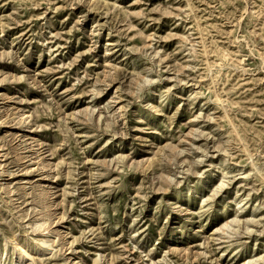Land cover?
I'll return each instance as SVG.
<instances>
[{
	"label": "rangeland",
	"instance_id": "374dc122",
	"mask_svg": "<svg viewBox=\"0 0 264 264\" xmlns=\"http://www.w3.org/2000/svg\"><path fill=\"white\" fill-rule=\"evenodd\" d=\"M0 264H264V0H0Z\"/></svg>",
	"mask_w": 264,
	"mask_h": 264
},
{
	"label": "bare ground",
	"instance_id": "6f19581e",
	"mask_svg": "<svg viewBox=\"0 0 264 264\" xmlns=\"http://www.w3.org/2000/svg\"><path fill=\"white\" fill-rule=\"evenodd\" d=\"M24 257V256H23Z\"/></svg>",
	"mask_w": 264,
	"mask_h": 264
}]
</instances>
